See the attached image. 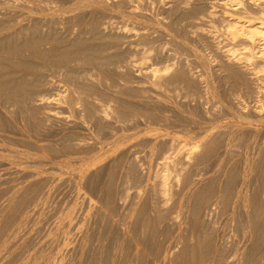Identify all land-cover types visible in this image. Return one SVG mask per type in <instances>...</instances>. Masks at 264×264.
Here are the masks:
<instances>
[{
	"label": "rangeland",
	"instance_id": "1",
	"mask_svg": "<svg viewBox=\"0 0 264 264\" xmlns=\"http://www.w3.org/2000/svg\"><path fill=\"white\" fill-rule=\"evenodd\" d=\"M238 1L0 0V264H264Z\"/></svg>",
	"mask_w": 264,
	"mask_h": 264
},
{
	"label": "bare ground",
	"instance_id": "2",
	"mask_svg": "<svg viewBox=\"0 0 264 264\" xmlns=\"http://www.w3.org/2000/svg\"><path fill=\"white\" fill-rule=\"evenodd\" d=\"M229 1L235 2L234 5H236V7H234V9L239 8L237 6V4H239L238 0ZM249 1L250 4L256 5V9L251 10L252 8H244L242 12L239 11L242 15H240L241 17L237 16V18L233 19V14L230 13L227 16V12H223V15L227 16L229 18L228 20H230L229 26L233 29L231 30L233 31L231 34H233L234 37L243 36L246 41L242 47L244 51L241 54L243 56L236 53V50L228 49L226 51L228 60L246 69L251 79L254 80V83H252L254 84V93L256 95V101H259L260 96L264 94V0ZM157 71L156 68L152 70L154 76H156L155 73ZM262 109L263 107H261V110Z\"/></svg>",
	"mask_w": 264,
	"mask_h": 264
}]
</instances>
